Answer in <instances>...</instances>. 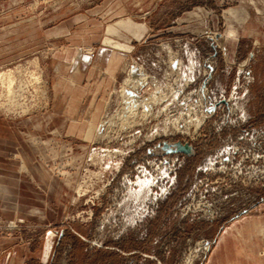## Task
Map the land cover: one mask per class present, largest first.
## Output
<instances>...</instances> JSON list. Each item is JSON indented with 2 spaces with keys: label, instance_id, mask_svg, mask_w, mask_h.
<instances>
[{
  "label": "rangeland",
  "instance_id": "rangeland-1",
  "mask_svg": "<svg viewBox=\"0 0 264 264\" xmlns=\"http://www.w3.org/2000/svg\"><path fill=\"white\" fill-rule=\"evenodd\" d=\"M8 71L0 264H264V0H0Z\"/></svg>",
  "mask_w": 264,
  "mask_h": 264
},
{
  "label": "crops",
  "instance_id": "crops-1",
  "mask_svg": "<svg viewBox=\"0 0 264 264\" xmlns=\"http://www.w3.org/2000/svg\"><path fill=\"white\" fill-rule=\"evenodd\" d=\"M77 55L72 58L74 60L73 63H68V68H71V71L68 70L70 73L69 77L70 80L65 77H62V84L58 83L55 85V90L58 92V97L62 96L60 99L62 101H90L96 102L97 98L99 97V91L96 92H85V88L82 87L83 78L86 74L87 64L86 62H75L77 60ZM73 64V65H72ZM66 76V75H65ZM64 78V79H63ZM62 87V88H61ZM60 88L63 89L60 91Z\"/></svg>",
  "mask_w": 264,
  "mask_h": 264
},
{
  "label": "bare ground",
  "instance_id": "bare-ground-1",
  "mask_svg": "<svg viewBox=\"0 0 264 264\" xmlns=\"http://www.w3.org/2000/svg\"><path fill=\"white\" fill-rule=\"evenodd\" d=\"M5 72H6V71H5ZM3 74H4L3 72H2V73L0 72V78H1L2 80L4 79L3 81H5V79H6V85H7L6 88H8V90H9V89H11V87H12V86H11L12 83L14 84V82H15V81L13 82V79H14V78H12L13 76L11 77V73H10L9 71H8L7 74L5 73V74H6L5 76H4ZM3 76H4L5 78H4ZM37 78H38V77H37ZM31 80H32V79H31ZM37 80H38V79H37ZM37 80H36V81H37ZM0 81H1V80H0ZM3 81H2V82H3ZM33 81H35V79H34ZM39 82H40V81H39ZM29 83H30V82H29ZM29 83H28V85H29ZM18 84H20V83H18ZM31 84H32V83H31ZM31 84H30V85H31ZM138 84H139V83H138ZM22 85L24 86V83H23ZM17 86H19V85H17ZM20 87H21V85H20ZM20 87H19V88H20ZM19 88H18V89H19ZM19 90H20V89H19ZM22 92H23V91H22ZM21 95H22V94H21ZM20 104H21V103H20ZM20 104H19V105H20ZM21 105H22V104H21ZM20 108H22V107H20Z\"/></svg>",
  "mask_w": 264,
  "mask_h": 264
},
{
  "label": "water",
  "instance_id": "water-1",
  "mask_svg": "<svg viewBox=\"0 0 264 264\" xmlns=\"http://www.w3.org/2000/svg\"><path fill=\"white\" fill-rule=\"evenodd\" d=\"M177 149L180 151H188V146L177 144Z\"/></svg>",
  "mask_w": 264,
  "mask_h": 264
}]
</instances>
